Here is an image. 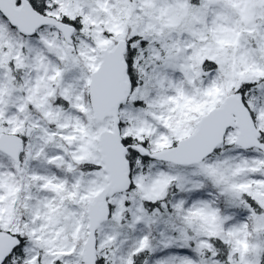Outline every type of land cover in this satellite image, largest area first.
I'll return each instance as SVG.
<instances>
[{
  "label": "snow or ice",
  "instance_id": "6c2138e0",
  "mask_svg": "<svg viewBox=\"0 0 264 264\" xmlns=\"http://www.w3.org/2000/svg\"><path fill=\"white\" fill-rule=\"evenodd\" d=\"M0 264H264V0H0Z\"/></svg>",
  "mask_w": 264,
  "mask_h": 264
}]
</instances>
